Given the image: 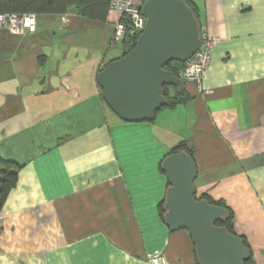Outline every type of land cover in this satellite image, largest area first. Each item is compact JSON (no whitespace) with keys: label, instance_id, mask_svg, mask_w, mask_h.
Masks as SVG:
<instances>
[{"label":"crops","instance_id":"obj_1","mask_svg":"<svg viewBox=\"0 0 264 264\" xmlns=\"http://www.w3.org/2000/svg\"><path fill=\"white\" fill-rule=\"evenodd\" d=\"M188 1L217 41L202 91L183 81L188 101L153 121L123 122L102 99L97 74L123 56L120 14L37 15L32 34L0 28V158L19 166L0 210V264H195L187 231L159 214L161 161L183 140L196 194L232 210L264 264V0Z\"/></svg>","mask_w":264,"mask_h":264},{"label":"water","instance_id":"obj_2","mask_svg":"<svg viewBox=\"0 0 264 264\" xmlns=\"http://www.w3.org/2000/svg\"><path fill=\"white\" fill-rule=\"evenodd\" d=\"M145 27L135 46L110 61L97 82L107 107L123 122L150 121L166 104L162 87L176 86L178 78L164 68L172 61L186 62L198 49L199 24L182 0H141ZM169 186L163 203V221L169 230L184 229L194 245L199 264H243L248 250L241 237L216 226L226 210L195 198L197 175L191 156L184 151L161 161Z\"/></svg>","mask_w":264,"mask_h":264},{"label":"trees","instance_id":"obj_3","mask_svg":"<svg viewBox=\"0 0 264 264\" xmlns=\"http://www.w3.org/2000/svg\"><path fill=\"white\" fill-rule=\"evenodd\" d=\"M111 0H0V14H35V15H63L69 12H74L81 17L105 22L109 13V6ZM191 10L199 24L198 13L195 6L188 0H182ZM124 21V20H122ZM200 31V27H199ZM138 36L132 35L129 31L126 32L120 45L123 50V56L134 48ZM185 62L172 61L164 66L163 69L170 71L173 76L178 78L179 71L184 67ZM162 95L166 99V104L161 106L158 111L172 110L177 105L183 104L188 101V97L183 90V81L178 78L176 86H163ZM156 113L152 121L156 117ZM186 152L192 157V150L188 149L185 140L177 143L176 146L169 150L168 154ZM19 166L13 162L6 161L0 158V210L9 194L17 182ZM197 199H205L211 205H217L226 210V215L220 221H216V226L225 227L228 233L236 235L234 232V215L232 210L225 205L223 201H215L207 194H195ZM159 214L163 219L164 209L163 202L159 205ZM243 246L248 250L249 258L243 264H255L252 258V253L247 241L241 237ZM195 264H199L197 261Z\"/></svg>","mask_w":264,"mask_h":264},{"label":"built area","instance_id":"obj_4","mask_svg":"<svg viewBox=\"0 0 264 264\" xmlns=\"http://www.w3.org/2000/svg\"><path fill=\"white\" fill-rule=\"evenodd\" d=\"M141 0H111L109 12L120 14V20L113 30V41L120 44L126 32L139 36L145 27L146 19L141 14ZM124 20V21H122ZM0 28L12 34H32L37 30V15L35 14H0ZM198 49L185 62L184 67L179 71L178 78L186 82L196 84L198 91L201 89V81L204 73L209 67L210 49L217 41L215 37H209L206 31L200 33ZM149 264H169L164 256L151 257Z\"/></svg>","mask_w":264,"mask_h":264},{"label":"rangeland","instance_id":"obj_5","mask_svg":"<svg viewBox=\"0 0 264 264\" xmlns=\"http://www.w3.org/2000/svg\"><path fill=\"white\" fill-rule=\"evenodd\" d=\"M182 81H184V80H182ZM185 82H186V81H185ZM171 129H172V132L175 133V129H173V128H171ZM171 136H172V135H171Z\"/></svg>","mask_w":264,"mask_h":264}]
</instances>
